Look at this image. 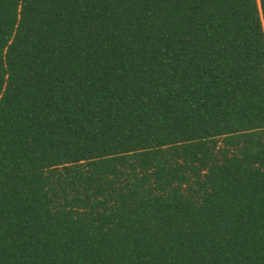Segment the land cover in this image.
<instances>
[{
  "label": "trees",
  "instance_id": "trees-1",
  "mask_svg": "<svg viewBox=\"0 0 264 264\" xmlns=\"http://www.w3.org/2000/svg\"><path fill=\"white\" fill-rule=\"evenodd\" d=\"M0 264H264V0H0Z\"/></svg>",
  "mask_w": 264,
  "mask_h": 264
}]
</instances>
